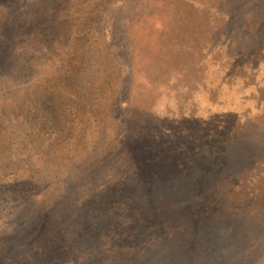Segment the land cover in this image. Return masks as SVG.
Masks as SVG:
<instances>
[{
    "label": "rangeland",
    "instance_id": "1",
    "mask_svg": "<svg viewBox=\"0 0 264 264\" xmlns=\"http://www.w3.org/2000/svg\"><path fill=\"white\" fill-rule=\"evenodd\" d=\"M45 1L0 0V264H264V0ZM188 118L236 138L204 188L120 186Z\"/></svg>",
    "mask_w": 264,
    "mask_h": 264
},
{
    "label": "trees",
    "instance_id": "2",
    "mask_svg": "<svg viewBox=\"0 0 264 264\" xmlns=\"http://www.w3.org/2000/svg\"><path fill=\"white\" fill-rule=\"evenodd\" d=\"M45 2L37 0V5L40 7ZM229 116L226 114L220 119H228ZM156 122L158 125H152L147 131L137 129L121 147L130 159V167H126L127 172L118 178V183L129 191L142 192L145 203L156 191L163 192L165 201H173L176 198L181 200L190 190L203 189L205 178L202 176L215 169L213 164L208 163L209 158L219 161L227 150L226 146L211 152L207 151L208 148L215 149L218 143L236 141L230 133L222 132L225 126L222 120L182 119L176 122L178 126L173 128L175 130L163 127L160 119ZM182 143L185 150L178 145ZM232 186L235 187L234 184ZM110 187L112 193L113 185ZM129 200L131 203L138 201L132 197ZM132 230L133 236L138 233V229ZM130 236L127 232L126 237ZM64 250L62 246L59 248L63 253Z\"/></svg>",
    "mask_w": 264,
    "mask_h": 264
}]
</instances>
